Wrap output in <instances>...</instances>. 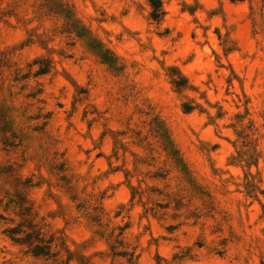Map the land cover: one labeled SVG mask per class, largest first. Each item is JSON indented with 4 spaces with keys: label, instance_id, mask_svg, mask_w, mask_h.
Listing matches in <instances>:
<instances>
[{
    "label": "rangeland",
    "instance_id": "1",
    "mask_svg": "<svg viewBox=\"0 0 264 264\" xmlns=\"http://www.w3.org/2000/svg\"><path fill=\"white\" fill-rule=\"evenodd\" d=\"M0 0V264H264V0Z\"/></svg>",
    "mask_w": 264,
    "mask_h": 264
},
{
    "label": "trees",
    "instance_id": "2",
    "mask_svg": "<svg viewBox=\"0 0 264 264\" xmlns=\"http://www.w3.org/2000/svg\"><path fill=\"white\" fill-rule=\"evenodd\" d=\"M149 2L153 8L152 17L156 19L160 15L161 1L160 0H149Z\"/></svg>",
    "mask_w": 264,
    "mask_h": 264
}]
</instances>
